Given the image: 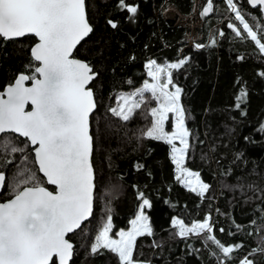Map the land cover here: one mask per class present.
<instances>
[{"label":"trees","instance_id":"16d2710c","mask_svg":"<svg viewBox=\"0 0 264 264\" xmlns=\"http://www.w3.org/2000/svg\"><path fill=\"white\" fill-rule=\"evenodd\" d=\"M126 2L138 6L134 17L119 7L118 0H86L94 31L75 57L98 73L91 86L97 102L91 117L96 191L92 218L69 237L75 244L71 264H121L116 254L106 249L93 254L91 246L109 215L113 233L130 227L142 203L140 192L152 204L145 209L152 235L137 238L135 259L144 264H240L247 257L254 264H264V253L253 251L264 242V76L260 75L264 54L246 33L237 36L228 28L229 23L243 26L234 20L225 0H212L213 11L202 15L196 28V42L203 45L199 49L189 43L190 30L163 11L173 5L180 15L189 16L197 2L207 4V0ZM238 6L259 33L264 28L260 8H252L248 0H238ZM109 20L118 27L112 28ZM35 43L34 37L0 38V91L19 74H31L29 65L37 64L31 57ZM181 59L186 63L172 72L174 83L182 89L181 104L191 133L185 166L199 172L209 185L203 197L176 179L171 146L143 135L151 126L150 109L156 104L150 93L128 121L109 111L118 107L122 94L143 86L149 61L169 64ZM242 90L247 96L236 107ZM6 136L12 144L5 147L0 142V171L7 176L0 202L13 198L11 185L23 178L19 173L26 169L45 181L30 146L24 152H11L12 146L23 148L28 141ZM209 214L217 239L226 246L242 245L230 260L225 261L206 239L208 234L181 237L172 224L182 219L191 226Z\"/></svg>","mask_w":264,"mask_h":264},{"label":"snow or ice","instance_id":"6c2138e0","mask_svg":"<svg viewBox=\"0 0 264 264\" xmlns=\"http://www.w3.org/2000/svg\"><path fill=\"white\" fill-rule=\"evenodd\" d=\"M226 3L234 13V20L243 26L240 29L235 23H229L228 28L237 36L246 33L264 54V28L258 33L250 26L238 0H226ZM248 3L264 10V0H248ZM118 4L132 17L138 11V6L126 0H118ZM212 11V0H207L202 15L207 16ZM108 24L114 29L118 27L114 20H109ZM92 31L86 0H0V38L12 40L28 35L38 38L31 48V57L38 62L29 65L31 74H19L14 83L0 91V142L5 147L12 144L6 136L9 133L27 138L25 147L12 146L11 152H24L31 146L37 171L46 178L41 181L36 172L26 169L19 173L23 178L11 185L13 198L0 202V264H69L74 245L66 237L92 214L95 172L91 161L90 117L96 109V100L89 85L97 73L89 63L73 57L77 45ZM202 46L196 45L197 48ZM185 63L186 59L169 64L149 61L147 75L152 82L145 80L143 87L121 96L117 100L118 107L109 111L128 121L146 102L145 93H150L158 106L150 109L153 119L143 135L171 146L176 179L203 197L209 185L201 180L199 172L185 166L191 133L185 123L186 110L181 104L182 89L173 80L172 70ZM260 75L264 76V72ZM29 81L31 86H26ZM246 96L247 92L242 90L236 107ZM28 106L31 110H26ZM170 113L175 117L174 130L167 131L165 125ZM45 182L55 186L54 190L45 187ZM4 184L5 174L0 171V189ZM139 198L142 203L138 206V215L131 221V229L120 230L118 238H113L110 235L112 217L107 216L91 246L93 254L106 249L116 254L121 264H144L134 258V250L138 237L152 235L149 217L145 214V209H150L152 204L143 192L139 193ZM172 224L181 237L208 234L206 239L217 246L225 261L231 259L234 250L242 247L239 244L226 246L217 239L213 234L211 214L203 221L192 222L191 226L182 219H174ZM253 251L264 253V242ZM240 264H254V261L245 257Z\"/></svg>","mask_w":264,"mask_h":264},{"label":"rangeland","instance_id":"374dc122","mask_svg":"<svg viewBox=\"0 0 264 264\" xmlns=\"http://www.w3.org/2000/svg\"><path fill=\"white\" fill-rule=\"evenodd\" d=\"M206 5L207 4H204L202 2H197L196 5H195L194 12L191 15H189V16L180 15L179 12L176 10V8L173 5H168L167 7H165L163 12H164V15L166 17L177 19L179 24L186 26L190 30L189 43L196 47V45H197L196 40L198 38L197 32H196V28L198 26H200L201 23H202V11H203L204 7H206ZM147 81L152 82L150 77L147 78ZM136 90L132 91L131 93L135 92ZM128 94H122L121 96H126ZM157 106L158 105L156 103L155 107H157ZM174 122H175V117H174L173 114L170 113L169 114V119H168V121L166 122V125H165V128H166L167 131L174 130ZM169 124H171V125H170V127L168 129ZM177 146H179V142L178 141H177ZM130 229H131V225H130V227L127 230H124V231H128ZM117 233H118V231L113 233V228H112V231H111L110 235L113 238H118ZM202 234H200L198 236H202Z\"/></svg>","mask_w":264,"mask_h":264},{"label":"water","instance_id":"95a60500","mask_svg":"<svg viewBox=\"0 0 264 264\" xmlns=\"http://www.w3.org/2000/svg\"><path fill=\"white\" fill-rule=\"evenodd\" d=\"M250 4V3H249ZM250 6L252 7V8H260V10H261V12H262V14H263V16H264V10H262V8H261V6H259V5H257L256 7H253L251 4H250ZM86 11H87V5H86ZM87 16H88V12H87ZM89 19V18H88ZM89 23H90V21H89ZM91 24V23H90ZM93 27V26H92ZM93 31H94V28H93ZM93 31H92V33H93ZM92 33H90L87 37H85V39L83 40V41H81V43H83L86 39H88L90 36H91V34ZM25 37H34V36H32V35H28V36H25ZM25 37H21V38H15V39H12V40H20V39H23V38H25ZM35 39H36V42H38V38H36V37H34ZM80 43V44H81ZM80 44L79 45H77V48L74 50V52H73V57L74 58H76V59H79V58H77V57H75V53H76V50L78 49V47L80 46ZM34 46V45H33ZM32 46V47H33ZM81 60V59H80ZM82 61H84V60H82ZM84 62H86V61H84ZM36 63H38V62H36ZM88 63V62H87ZM92 67V66H91ZM93 68V67H92ZM93 71H94V68H93ZM95 72V71H94ZM97 73V72H96ZM18 78V77H17ZM98 78V73H97V76L95 77V79L91 82V84L89 85V87H91L92 86V84L94 83V81L96 80ZM15 82V81H14ZM13 82V83H14ZM26 86H31V81H29V82H26ZM7 87V86H6ZM5 87V88H6ZM92 88V87H91ZM93 89V88H92ZM93 92H94V90H93ZM95 95V94H94ZM95 100H96V98H95ZM26 110H31V106H28V108L26 109ZM97 110V102H96V109L94 110V112H93V114L95 113V111ZM92 114V115H93ZM92 117V116H91ZM91 117H90V125H91ZM9 134H11V133H9ZM91 134H92V127H91ZM14 135H16V136H18L19 137V135L18 134H14ZM20 138H22V139H24V140H27V138H24V137H20ZM31 147V146H30ZM32 148V147H31ZM93 152H94V140H93ZM33 154H34V151H33ZM91 161H92V164H93V153H92V157H91ZM36 166H37V168H38V165L36 164ZM93 168H94V165H93ZM94 172H95V169H94ZM5 174V173H4ZM40 175L45 179V181H46V178L43 176V174L42 173H40ZM6 180H7V176H6V174H5V184H6ZM5 184H4V187H3V189H0V195L2 194V192H3V190H4V188H5ZM47 186H48V188L50 187V188H55V186H53V185H48L47 184ZM47 186H45V187H47ZM49 188V190H51ZM95 191H96V175H95ZM4 202H6V201H4ZM94 207H95V199H94V204H93V211H92V214H91V216L87 219V220H85L82 224H81V227L79 228V229H77L74 233H76L77 231H79L82 227H83V225L84 224H86L91 218H92V216H93V213H94ZM74 233H69L68 234V237H66V238H69L71 235H73ZM72 242V241H71ZM73 243V242H72ZM73 245H74V252H75V244L73 243ZM73 259H74V255H73ZM73 259L69 262V264H71L72 263V261H73Z\"/></svg>","mask_w":264,"mask_h":264},{"label":"built area","instance_id":"2783aa9c","mask_svg":"<svg viewBox=\"0 0 264 264\" xmlns=\"http://www.w3.org/2000/svg\"><path fill=\"white\" fill-rule=\"evenodd\" d=\"M197 48V47H196ZM201 48V47H200ZM197 49H199V48H197Z\"/></svg>","mask_w":264,"mask_h":264}]
</instances>
